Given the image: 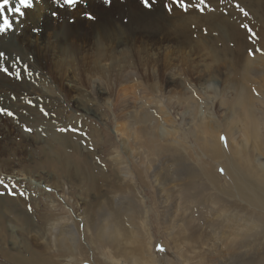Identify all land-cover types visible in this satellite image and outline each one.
Here are the masks:
<instances>
[{
    "label": "rangeland",
    "instance_id": "1",
    "mask_svg": "<svg viewBox=\"0 0 264 264\" xmlns=\"http://www.w3.org/2000/svg\"><path fill=\"white\" fill-rule=\"evenodd\" d=\"M45 1H48V2L52 1L53 2V0H45ZM90 1H92L96 4H99V5L103 4L102 0H86V4ZM118 1H119V3L121 1L122 5H124V3L128 4V2H129V0H118ZM122 1H123V3H122ZM133 1H134L135 6H137L139 8H141V7L144 8L143 4L141 3V0H133ZM165 2H166V0H158V2L154 4V6H158L157 8L162 7V9L164 10V13H166L167 19L170 18L171 21H173L174 19H176V21H177V20H180V18H188V17L193 16V15L196 16V17L193 16L192 18L190 17L188 20H186L190 24L187 31L183 32L184 28H182L178 32L177 29H176L177 30L176 31L171 26H167L166 27L167 29L166 28L163 29L161 26H159V28L156 29L157 31H153V32H156L155 35L157 37L156 36L155 37L149 36L143 32L139 33V34L137 33V35L135 36V32H134L132 37L127 38L125 34H123V33L120 34V31H121L120 28H117L116 26L112 27L117 32H114L113 34L110 33L109 36H111L112 38L106 39L107 41L105 40L103 42L102 47L104 49L105 48L107 49V52L105 49V52H106L105 54H107L106 56H109V54H111V56H113V57L109 56L105 59V60H107V59L109 60V58H110V60L109 61L107 60L108 62L105 63L106 67H104L105 65L103 62L98 65V66L101 65V67H104V68L110 70V71H108L110 73V74L108 73L109 76L106 75L107 79L106 78L102 79V77H100L101 74H104V73L99 74L100 73L99 71L96 72L97 70L91 69V67L93 66V62L96 63V59H97V55H98L97 48H95V47H83L80 37L76 36L75 32H73V29L75 30V27L78 26L79 23H84V22L87 23V26H88L87 29L94 30V29H96V27L98 28V26L96 25V24H98V22H97L98 20L88 19L89 20L88 21L82 15L83 13H90L91 12L90 10H89L90 12L89 11H87V12L81 11V10L86 11L88 9L87 6H85L86 7L85 8L83 5H78L74 10H69L65 6L63 9L61 8L60 11L57 10L58 15L55 18L53 17V15L51 17V14H53L54 12L50 13L49 14L50 16L48 17V19L50 20V22L52 21L51 24H49L50 29H52V30L49 29L44 35L52 36L53 33L55 32L54 35H57L58 37L60 36L59 38H61V39L63 38V40H64L63 43L58 44V45L53 44V46H52V44L51 45L49 44L47 46V45H45V44H47V42H46L44 45H42L43 47L41 46V48L38 49L37 51L35 50L34 53L29 52V54H27V56H25V54L23 56L22 55L20 56V59L23 60V62H25L27 66L31 65L30 67L32 69L31 68L28 69V67H27V69H28V71L32 72V75L29 76L26 74V76H28L26 78H28L30 80L31 85L33 84L32 86H34L37 89H41L43 91L46 90L45 93L46 92L50 93V94L52 93L51 95H53V97L55 99V102H54L55 106L53 105L52 107H48V110H46L47 105L46 104L41 105L39 107V109L42 108L41 109L42 112L40 110V112H38V116L41 119L44 118L43 119V121H44L46 119L45 113H46V115L48 114L49 117H50V115H53L54 116V122H53V124H50V125L49 124L46 125L44 122H41L42 124L40 123L39 125L27 124L26 127L22 128V127H20V125H18V123L12 121L13 119L9 118L7 120L6 118H2L0 115V119H1L0 120V158H1L0 159L1 160L0 161V167H2V168H0V178L3 179V183H0V200L6 201L11 206H15V208L13 209L15 211V213L14 212L9 213L7 211L5 213V215H1L2 220L0 221V264H108L104 259L108 258L109 256H113V259L118 260L119 257L116 258L117 256H114V254H112L110 251H106L104 249L102 250L100 245H98V243L96 241L94 242L95 239H94L93 235L90 233V231L87 233L83 232V230H84L83 224L80 223V225H78L76 220H74L77 217V219H78L77 221L79 222V218L81 216L79 217L78 215H79V213H81V210L84 209L80 205L81 201H85L86 203L89 204V206H92V210L93 211L97 210V212H98L97 214L100 216L103 215V212H104V214L113 213L112 210L116 211L117 209H121V214L119 216V219H120V222H121V225L123 226V228L125 230H127L129 233L128 244L129 243L133 244L134 240L136 239V243L134 242V244H133L134 248L131 249V245H129L130 249L132 251H135L138 255H141L142 258H143V255H145V254H148V255L150 254V255L154 256V258L151 259V261H152L151 264L152 263L153 264H168V260L170 261L175 257V254L173 253V251H178V253H179L178 254L179 256H177V258H179V263H177L174 259L175 264H181L182 261L184 260L183 257H187L188 255L192 254L193 252L195 253V251H198V249H196V250L192 249L191 244H190L192 242L189 241V244L186 243L185 238L187 236L183 235L184 233H181V232L176 233V234H174L175 237H174V235H172L173 237L169 236V233L171 232V230L168 229L170 227V219L168 220L167 218H165L167 215V204L168 203H169V206L171 207L168 209L170 211L172 209L171 213H173L175 211L174 207L177 206L178 203H179L180 208L183 210L190 207V206L185 207L186 202H183L180 197H183L182 194L185 193L187 188H191V187L198 188V186L200 184V179L198 178L197 173L190 171L189 180L179 181L180 179H183V176H185L186 174L180 171V167L174 171L168 170L169 166L164 164V160L161 157L159 159L160 161L159 160L155 161V163L158 161L157 164H155L153 162V166L155 168L159 167L158 168L159 170H157V172H159V173H157L156 176L159 178L158 181L160 183L162 181V184H163L162 186L159 187L160 191H161L160 192V191H158L159 190L158 186L150 180V174L148 173V178H146L144 175H141L140 173H138V169L142 167L140 162H144V161H146L145 159H150L156 155L155 152H150L153 148H159V147H162L163 145H168L167 143H169L170 141L182 143L184 141V139L186 141H184L181 146H180V144H177V145L182 147L184 144L183 148L185 147L184 149H186L188 153L185 154L184 151H181V152L184 155H186V157L188 156L187 157L188 160H191L193 163L195 161V163H194L195 165H196L197 161L199 160V158H201V161H203V160L207 161L206 156H204V154L202 152H200V148H199L198 144L196 142H194L195 140H193V137L188 134V130H191L192 126L194 127L195 125L198 124L197 118L196 119L194 118V116H193L194 114H192V115L190 114V113H192L191 112L192 110H190V112L186 116H189V119H191L192 123L189 122L188 130H186V128L184 130L182 128L183 113H185L186 111L188 112L189 108H191V105L194 104V105H198V108H197L198 109V111H197L198 115L199 114L202 116L204 115L205 118H209V116H213L215 118V116H216L218 121H220L222 113H224V111L226 110L223 107L218 108L220 105V100L223 99L227 102L228 101L227 98H229V96H231V95L228 94V93H230V90H226L227 93L225 92V95L222 93L221 94L222 96H220L219 93L222 92V90H221V89H223L222 87H224L226 85L225 81L229 80V81L235 82V84L234 83L233 84L237 87L241 83V79H239L240 76L238 78L236 77L234 69L232 67H230V65L225 62L227 59H224L225 61L219 60V61H217V64H216V62L214 64H212L211 61L208 60V57L206 58V56L209 55V50L212 49L211 51H213V48H211V47L212 46L214 47V44H216L215 46L218 45V48L214 47L215 51H217V49H218V51L221 52L220 54L224 58V55H223L224 52H222L220 49L225 48V47L221 43H219L218 41L221 40L220 35L222 36V38H224L223 36H226L230 40L229 35L232 31H227L226 29H224L223 31H221V34H219L218 32H213L214 28L212 29L211 27H208V26H209V22H214V20L212 21V19L211 20L210 19H206V20L203 19L204 17H206V18H208V17L203 16L202 12L196 10L195 7H190L185 12V11L181 10L179 7L173 6L171 13H169L168 11L165 10V7H164ZM198 2H199V0H188L189 4H198ZM210 4H211V0H206L207 7H206V5H200V7L207 9L210 6ZM27 11H31L32 13H36V11H34L32 9L26 10V12ZM91 13H93V12H91ZM175 13H176V16L173 17V15H175ZM177 13L179 14V16ZM190 14H193V15H190ZM76 19H77V22H76ZM53 20H55L56 22ZM215 20L220 22V20L222 21L223 19L217 18ZM64 21L66 23L68 22L65 25H68L69 27L64 25V23H65ZM21 22L23 23V27L26 25L28 26V28H30L29 27L30 25L34 26L29 18H28V20H27V18H25ZM62 24H63V26H62ZM74 24H76V25H74ZM168 25H170V24H168ZM183 25H184V23H183ZM32 26H31V28H33ZM121 26H122V24H121ZM89 27H91V28H89ZM68 28H70V29L68 30ZM242 28H243V25H240L239 26L240 30L235 29L238 33L236 35L235 34L233 35V33H231L233 38H234V39L232 38V41H235V42H231V44L233 46L230 45L229 50L231 49V51H232L231 54L234 52V55L236 57L238 55V51L236 50V46H238L239 43H243L246 45L248 42L251 43V42H253V40H255L253 38L254 33H251L252 35L249 36L251 31L248 29V30H246V33H245L242 30ZM21 29H18V30H15V31L9 33L11 38L18 40L17 34H20ZM65 29H67V30H65ZM118 29H120V30H118ZM64 30H65V32H64ZM60 32H62V33H60ZM70 32H71V34H70ZM166 32L167 33L169 32V34H167ZM254 32H256V31H254ZM31 33L34 36L42 35V33H39V32H34L35 33L34 34L33 30L31 31ZM72 33H74L73 34L74 36L72 35ZM117 33H119V34H117ZM121 35H122V37H121ZM124 35L126 38L124 37ZM180 35H181V37H180ZM14 36H16V38ZM174 36H176L177 38H175ZM188 36H189V38H187ZM213 36L215 39L213 38ZM68 37H70V38H68ZM72 38L73 39L76 38L75 41ZM77 38L80 39V41ZM262 38L263 37H260L261 40H262ZM187 39L190 40V43H189V41H186ZM216 39H217V41H214ZM9 40H10V38H9ZM109 40H111V41H109ZM118 40H119V42H118ZM194 41H195V43H194ZM199 41L200 42L202 41L201 42L202 44ZM70 42H71V44H70ZM197 42H198V44H197ZM68 43H69V45H67ZM179 44H181L182 46H186V44H187L188 47H194V46H196V47H194L193 48L194 50H191L190 53H188V54H187V52L189 51V49L182 50L181 53L179 52L178 54H176L175 53L176 51L174 52V49L171 46H175V45H179ZM192 44H194V45H192ZM195 44H197V45H195ZM54 45H56L57 47ZM59 45L60 46L62 45V47H60ZM64 45H66V46H64ZM158 45H160V46H158ZM166 45H168V46H166ZM209 45H211V47ZM50 46H51V48H50ZM154 46H156V47H154ZM153 47L155 49L158 48V50L157 49L155 50ZM161 47L164 48V50H162ZM197 48H199V50H197ZM207 48L209 49L208 52H206ZM67 49L69 51H67ZM136 50L139 52H137ZM252 50L249 49L245 53L243 52V54H244L243 56L244 57H246L248 55L255 56L256 54H258L257 52H255L254 50H253L254 51L253 52ZM60 51H61V53H59ZM40 52H41V54H40ZM128 52H129V54H128ZM167 52H169V53H167ZM194 52H196V53H194ZM8 53L12 55V54H15V51H14V53L12 51H8ZM127 54H128V56H127ZM153 54H155V55H153ZM166 54H168L169 57H168V55L164 56ZM184 54H186V55H184ZM160 55L164 56V58L162 56L160 57ZM155 56L157 58L160 57L161 60H160V58L158 60L157 58H155ZM172 56L174 58H176V60H171V59H174ZM183 56L184 57L190 56V58L188 59L190 61L186 63L187 69H184V70L180 66V62H177V59L182 58ZM64 58H66L65 59L66 62H68L69 60H71V62L68 64H65L66 62H65ZM194 58L196 61H198L199 64L194 60ZM56 59H57V61H56ZM82 59H83L84 63H83ZM121 59H122V61H121ZM126 59L130 60V67L131 68L130 67L128 68L129 71H126L127 74L125 72V73H122L123 74L122 75L119 70L120 69L123 70L125 68L126 64H124L125 63L124 61ZM156 59L158 61H156ZM164 59H168L169 61L167 60V62H171L170 63V65H171L170 69L171 70H167V68H169L170 65L168 66V64H169L168 63V64H166L167 65L166 66L165 63H167V62ZM111 60H114L117 63L115 64V62H112ZM140 60H141V64L139 62ZM162 60H164V61H162ZM192 61H193L194 65H193ZM131 62L133 63L134 67L137 66L135 69L132 66ZM154 62H156V63H154ZM160 62H163V63L160 64ZM190 62L192 63L191 65H190ZM234 62L236 64L237 60H234ZM59 63L60 64L62 63L64 66L60 65ZM134 63L136 64V66ZM86 64L88 65V67ZM157 64H159V65H157ZM203 64L212 66L213 69L211 68V70L208 71L209 73H211V74H209V76L203 77L205 75V73L203 71V69L205 70V68H203V66L205 67V65H203ZM238 64L240 66L241 63L238 61ZM68 65L70 68H68ZM108 65H110V66H108ZM117 65H119V67H117ZM148 65H149L150 69L147 68ZM182 65H185V64H182ZM192 65L194 67H192ZM120 66H121V68H120ZM64 67H65V69H64ZM122 67H123V69H122ZM141 67H143V68H141ZM184 67L185 66H183V68ZM71 68H72V71H71ZM164 68H166L165 69L166 73H165ZM112 69H113V71H112ZM186 70L188 71L189 75H187L188 73H186ZM63 71H65V72H63ZM90 71H92V72H90ZM171 72L173 74H171ZM180 72H183V73L180 74ZM194 72H195V74H194ZM111 73L113 75H111ZM117 73L120 75L119 79H122V80H120V82L122 81L123 84H121L119 82V79L117 80V78H118ZM129 73H132V74L136 73L137 76H136V74H134L135 76L133 75V76H131V78H130V76H128L129 77L128 78L127 75ZM184 73H186L185 76H184ZM89 74H91V75H89ZM159 74H160V76H158ZM182 74H183V76H182ZM92 75L94 77H92ZM98 75H100V76H98ZM139 75H140V77H139ZM198 75H201V76H198ZM211 75H212V77H211ZM121 76H122V78H120ZM188 76H190V77H188ZM97 77H99L100 79L99 78L97 79ZM125 77H126V80H128V82L125 81ZM139 78H141V80H139ZM170 78H171V80H170ZM204 78H205V80H208L205 84L203 82ZM68 79H71V80H68ZM224 79H225V81H224ZM105 80H107V82ZM196 80L197 81L199 80L197 82L198 85L196 83ZM140 81L141 82L143 81V82H142V84L138 85V83ZM175 81H177V83ZM110 82L112 83V85ZM145 82H146V84H145ZM34 83H35V85H34ZM67 83H69V85ZM179 83L181 84L182 88H181ZM108 84L110 85L111 88L109 87ZM120 84L122 85V87L120 86ZM39 85H41V87ZM67 85H68V88H67ZM117 85H118V87H116ZM143 85L145 86V88H143L144 87ZM194 85H196V86H194ZM72 86L74 89L72 88ZM124 87H127V88H124ZM151 87H153V88H151ZM225 87H228V85ZM122 88H124L125 92L122 91L123 90ZM175 88H180L181 92H179L180 91L179 89L176 90ZM111 89H113V90H111ZM119 89L120 90L122 89V90L120 91ZM212 89H213V91H212ZM226 89H228V88H226ZM170 90H171V92H170ZM102 91L103 92L107 91V92H104L103 94H101V93L99 94V92H102ZM121 92H123V93H121ZM182 92H183V94H181ZM211 92H214V93L217 92L215 94L216 96L214 95V93H211ZM146 93H147V95H146ZM72 94H73V97L78 96L80 101L83 102V104L86 105L89 110H91V112L89 111L90 112L89 114H85L84 111L81 109H75V107H74L75 103H73V97H71ZM18 95H16L17 98L19 97ZM125 96H127V97H125ZM225 96H228V97H225ZM152 97H154L155 99L153 98V100H152L151 99ZM121 98H123V99L121 100ZM210 98H211V100H210ZM118 99L120 102L118 101ZM150 99H151V101H149ZM123 101H124V103H123ZM147 102L149 105H146ZM217 103H218V105H217ZM120 104L122 106H120ZM158 106H160V107L162 106L166 110L165 113L161 116L162 118L160 117L161 119L160 118H159V120L155 119L159 123L157 121H154V119H153V118L158 117L157 115H155V114H157L156 111L160 108ZM216 107H217V109H216ZM57 108L59 109V111L57 110L59 113L57 111H55ZM212 109H216L215 110L216 112L212 111ZM16 113L17 114L15 117L17 119L20 118V115L22 113L21 112H16ZM145 113H147L148 115H150L149 117H151V118L146 119L145 124L147 123V125H143L142 123L139 122V119ZM197 114H196V117H197ZM132 117H133V119H132ZM55 118H56V120H55ZM134 118H135V120H134ZM216 118H215V120H217ZM173 120H175V122ZM5 121H7V122L5 123ZM70 121H71V123H70ZM62 122H64V124ZM168 122H170V123H168ZM173 123H174V125H172ZM54 125L58 126L57 130L59 132L55 136L63 137V139L65 140V143L69 147L68 149H66V152H68V154L65 155L64 159H69L68 162L70 165H72L71 169H76L77 171L79 169V171H80L81 166L83 164L82 162H84L83 170H81V173L79 175H76L77 178H74V179H72L67 174L64 175V173H62V175H61V172L59 171V169H56L52 165V162L35 163V165H34L35 170L34 171H39L35 175L39 176L42 174L41 177H43L44 176V174L42 173L43 171L50 173L52 177H50L47 180H46V177H43V178H45V180H42V181H44L45 185L46 184L52 185V183H53V186L55 185L54 183L58 182L59 184L55 185V186L59 185V186H57V189H59V191H57V192L55 191V188L50 189V187L42 190V186L39 188L35 185V183H36L35 180H38V178H30V177H27L26 175H21V173L18 172V170H20L22 168V165L24 163H27V161H29V159L26 158L27 155L31 154L30 155L31 157H34L35 155L37 157L41 156L42 151L37 149L39 146L36 144V142L40 143V138L42 141L41 143H43L46 138L54 141V138H56V137L51 135V132L50 133L48 132V131H50L51 127H55ZM138 125H140V126H138ZM158 126H160L162 128L160 129V127H158ZM143 128H145L147 130H145ZM61 129H63L64 131H61ZM117 129L120 130V132ZM33 130H34V132H32ZM72 130H76V131H72ZM168 130L171 131V134H169L170 137L168 135H167V137H161L160 136V133H164V134L166 133L167 134L168 132H170ZM172 131H173V133H172ZM36 132H38V133H36ZM99 132H101V133H99ZM31 133H33V135ZM120 133H121V135H120ZM45 134H47L48 136ZM24 135H25V137H24ZM30 135H32V137ZM175 135H177V136H175ZM174 136H175V138H173ZM31 138H32V140H31ZM34 138H37V139L35 140ZM181 139H182V142L180 141ZM221 142L223 145V139L222 138H221ZM33 145H37V146L32 148ZM27 151L29 152V154ZM131 153H135L136 157L134 156V154L131 155ZM147 153H148V156H147ZM137 154H139V155H137ZM197 155H198V157H197ZM84 157H86V159ZM144 157H145V159H144ZM3 158H4V160H3ZM84 159L85 160L88 159V160L85 161ZM142 159H144V160L141 161ZM161 159H162V161H161ZM48 163H50V164H48ZM209 163H214V162L208 161V164ZM260 163H262V165L264 166L263 160ZM46 164H48V165H46ZM13 165H15V166H13ZM12 167L15 170L14 172H12L13 178L8 179V178H6V176H5L6 174L4 172L6 169L10 170ZM223 169H224L223 167L218 166L217 169L215 170V173L217 174L218 177H220V178L225 177V180L228 181L227 176H225ZM89 170L93 174V178L96 181L93 186H89V183H90L89 178L87 179V182L85 181V179L82 178L83 175L85 173H87ZM162 172L163 173L165 172V174L169 172L170 177L176 182V185H177L176 190H175V188L170 189L169 187H167V186H169L168 185L169 183L167 182L168 176L166 177L167 179L165 178L166 180L164 179V181L166 182L165 183L160 176V173H162ZM129 174H131L130 179H135L134 182L130 181ZM139 174L141 175L140 177H139ZM21 177H23L22 179L24 180L23 184L19 183V181H18L19 179H21ZM193 177H196L197 184H194L192 182ZM80 178H82L83 180ZM53 179L56 181H54ZM76 179H78L79 182ZM70 180H72V182ZM73 180H75V181L73 182ZM80 182H82V183L79 184ZM84 183H86V184H84ZM221 183H224V182H221ZM5 184L8 185V188L4 187ZM90 185H92V183H90ZM170 187H171V185H170ZM9 189L11 190V193H9ZM130 189H132V190H130ZM98 190L102 192V197L96 196ZM128 190L130 192H128ZM179 190H182L181 196H180V194H178ZM53 191H55V192H53ZM176 191H177V193H176ZM21 193H23V195H21ZM159 193H162V194H159ZM173 194L177 197L176 199H178V202H176L177 201L176 199L172 198L174 196ZM86 195H89V196H86ZM206 195H208V194H206ZM87 197H88V199H87ZM89 199L90 200L92 199V201H90ZM140 200H143V203H144L143 207L146 210V215H145L146 219H147L146 225H143L142 220L140 218L141 212H144L142 209ZM115 203L118 205H116ZM173 205H175V206H173ZM76 206H78L77 207L78 211H76ZM104 208H105V210H104ZM190 208L191 209H187V210H190L192 212V218H193L194 223L196 225H198L201 229H203V228L205 229L207 226L206 222H205L206 211L198 213L197 212L198 209L193 205ZM21 210H22V212H21ZM20 213L22 215H24V217L28 220L29 224H32L31 226L34 228V231H37L36 233H30L26 229L23 231V228L21 230L20 223L17 221V219L15 220V218L19 217ZM131 215L134 218L133 224L131 222L129 223L127 221V216H131ZM64 216L68 219V223L71 224L75 228L74 232L75 233L78 232V234L80 233V235H81V237H79V235L76 234L77 235L76 236V242L77 243H76V250H75L76 252L74 254V251H71L72 253L70 252L71 254L69 256L67 254V252H69V251H62L63 250L62 248H59V247L57 248L58 244H51L50 236L47 232V229L50 227V225H46L47 223L49 224V222L58 223L56 221H61V219H63ZM145 216H143V217H145ZM220 218H221L220 220H224V217H220ZM114 220H112V221L114 222ZM148 221H149V223H148ZM110 224H111V221H110ZM187 230H188V232H186V233L188 235H192L193 240L195 238H200V234H201L200 229H197L196 226L189 227V229H186V231ZM195 230H197V231H195ZM184 236H186V237H184ZM177 237H178V239H176ZM171 238L174 240V242ZM192 238H191V240H192ZM70 242L71 241L66 240V247H68V244L70 245ZM161 249H163V251H161ZM195 255H196V253H195ZM70 256L74 259L71 258L72 260L68 261L67 259H68V257L70 258ZM104 261H105V263H104Z\"/></svg>",
    "mask_w": 264,
    "mask_h": 264
},
{
    "label": "bare ground",
    "instance_id": "2",
    "mask_svg": "<svg viewBox=\"0 0 264 264\" xmlns=\"http://www.w3.org/2000/svg\"><path fill=\"white\" fill-rule=\"evenodd\" d=\"M117 1L112 0L111 6H106L104 3L99 5V4H96L92 1L88 2L86 4L88 9L86 11H83V10H81V11L87 12L90 10L91 12H93V13H91L89 11L90 14L95 17V20H98L97 21L98 24H96L98 26V28L96 27V29H94V30L87 29L88 26H87V23H85V22L79 23L78 26H76V27L74 26L76 31L72 28L73 32H75L76 36L80 37L83 47H95V48H97L98 55H97L96 63L93 62V66L91 67V69L97 70L96 72L99 71L100 72L99 74L104 73V74H101V76L98 75V76L102 77V79L106 78V75H108V73H109L108 71H110V70L104 68V67H106L105 63L108 62L110 60V58H109V60L107 59L108 61L105 59L109 56L113 57V56H111V54H109V56H106L107 54H105V53L107 52V49L105 48L106 49V52H105V49L102 47L103 42L106 39L112 38L111 36H109V34L110 33L113 34L114 32H117L112 27L116 26L117 28H120L121 29L120 34H122V33L125 34L127 38L132 37L134 32H135V36L137 35V33L139 34V33L143 32L149 36L155 37L156 32H153V31H157L156 29L159 28V26H161L163 29H165L167 26H171V27H173L174 30L177 29L178 32L182 28H184L183 32L187 31L190 24L186 20H188L190 17L192 18L194 16L193 14H190L193 16H190L188 18H180L179 17L180 20L176 21V19H174L173 21H171L170 18L167 19L166 13H164V10L162 9V7L157 8L158 6H154V4L152 5L153 7L151 8V10H148L145 7L139 8V7L135 6L133 0H129L128 4L124 3V5L121 4V1H120V3H119V1L118 2ZM122 3H123V1H122ZM32 10L36 11V13H32L31 11H27L26 12V18H27V20L29 18L34 26L30 25L29 26L30 28H28V26L26 25L23 27L22 22H20V24L16 25V30L21 29L23 27L21 29L20 34H17L18 40L11 38L10 34L0 35V52H3L5 54V60L3 61V63L7 66V65H10V63H12V62L17 61V59H18L19 60L18 67H20V69H21L20 78H17L15 76V74L12 73L11 68H9V74H4V73L0 72V110H3V111H0V115L2 118H6L7 120L9 118L13 119L12 121L18 123V125H20V127H22V128L26 127L27 124L39 125L41 122H44L46 125L53 124V122H54V116L53 115H50V117H49L48 114L46 115V113H45L46 119L43 121L44 118L43 119L39 118L38 112H40V110L42 109V108L39 109V107L43 104L47 105L46 110H48V107H52L54 105L55 99H54L53 95H51L52 93L51 94L47 93V92L45 93V91H46L45 89H44L45 91H43L41 89H37L34 86H32L33 84L31 85L30 80L28 78H26L28 76H26V72H25V68L28 67V69H30L31 65L29 64L30 66H27L26 63L20 59V56L21 55L23 56L24 54H25V56H27V54H29V52L34 53L35 50L37 51L38 49H40L41 46L44 45L46 42H47V44H45V45L48 46L49 44L50 45L52 44V46H53V44L58 45V44L63 43V41H64L63 38L62 39L59 38L60 36L58 37L57 35H54L55 32L53 33V35L50 33L52 36L44 35L50 29L49 24H51V22H52V21L50 22V20L48 19V17L50 16L49 14L53 13V12L57 13V10L58 11L61 10V7L58 4H55L52 1L48 2L45 0H34V8ZM202 14H203V16L208 17V18L204 17L203 19H205V20L206 19H210V20L212 19V21L214 20V22H209V26H208V27H211L212 29L214 28L213 32H218L219 34H221V31L226 29L227 31H232L231 33H233V35L234 34L236 35V34H238L236 30H240L239 26L243 25L242 30L245 33H246V30H248V29L251 31L249 36L252 35L251 33H254L253 38L255 40H253V42H251V43L248 42L246 45L243 43H239V45L236 46V50L238 51L237 57L234 55V52L231 54V52H232L231 49L229 50V46L232 45L231 42H235V41H232L233 36L231 33L229 35L230 40L228 37L223 36L225 38L224 39L220 35L221 40L218 41L219 43H221L225 47V48L220 49L222 52H224V54H223L224 58L220 54L221 52L218 51V49H217V51H215V49H214V47L218 48V45L215 46L216 44H214V47L213 46L211 47V45H209L211 48H213V51H211L212 49L211 50H209L208 48L206 49L207 50L206 52H208V50H209V55H207L206 58L208 57V60L211 61L212 64H214L215 62L217 64V61L227 59L226 61L225 60L224 61L227 64H229L230 67H232L234 69L235 75L237 78L240 76L239 79H241V83L236 87L234 85L235 82H232L229 80L225 81V79H224V81L226 83L225 86L228 85V87H225V86H224L225 88L222 87L223 88V89H221L222 92H220L219 95L222 96L221 95L222 93L225 95L226 90H230V93H228V94H230L231 96H229V98H227V100H228L227 102L220 98L221 100H220V105L218 108L223 107L224 109H226L224 111V113H222L220 121H218L216 116H215V118L217 120H215V118L213 116H209V118H205L204 115L203 116L200 114L198 115L197 114L198 105H194V104L191 105V108H189L188 112L186 111L187 113L186 112L183 113L182 128L184 130H185V128H186V130H188L189 122H191V119H189V116H186L190 112V110H192L191 111L192 113H190V114L191 115L194 114L193 115L194 118L195 119L197 118L198 124L195 125L194 127L192 126V129L188 130V134L190 136H192L193 140H195L194 142H196L198 144V146L200 148V152H202L204 154V156H206L207 161H205V160L201 161V158H199V160L197 161V163L195 165L194 164L195 161L193 163L191 160H188L187 159L188 156L186 157V155H184L181 152V151H184L185 154L188 153L187 150L184 149L185 147L183 148L184 144L182 147H180L182 145V143L186 140L184 139V141L182 142V139H181L180 141L182 143L170 141L169 143H167L168 145H163L162 147H159V148H153L150 152H155L156 155L150 159H145V157H144V159L146 161L140 162L142 167L138 169V173H140L141 175H144L146 178H148V173H149L150 174V180L158 186L159 190L158 189L157 190L160 191L159 187L162 186L163 184H162L161 180H160L161 183L158 181L159 178L156 176V174L159 173V172H157V170H159L158 169L159 167L155 168L153 166V162L155 163L156 160H159L162 157L164 160V164L169 166V167L167 166L168 170L174 171L180 167V171L186 174L185 176L182 175L183 179H180L179 181L189 180L190 171L196 172L198 175V178L200 179V184H199L198 188H195V187L187 188L185 193L182 194L183 197H180L182 190H179L178 194H180L179 197L182 199V201L186 202L185 207H187V206L192 207V205H193L198 209V211H197L198 213L206 211L205 222H206L207 226L205 229L204 228L201 229L198 225H196L194 223L193 218H192V212L190 210H187V209H191L190 207L183 210L180 208L179 203H178L177 206L173 205V206H175L174 207L175 211L173 210L174 212L171 213L172 209L170 211L168 208H171V207L169 206V203L167 204V215L165 218H167L168 220L170 219V227L168 229H170L171 232L169 233V236H172V235L179 233V232L184 233L183 235L187 236V237L184 236V237H186L185 238L186 243L189 244V241H190V242H192V243H190L192 249L193 250L198 249V251H195L196 255L193 252L190 255L187 254L188 255L187 257H183L184 260L182 261L181 264H264V166L262 165V163H260V162H262V160L264 161V0H211L210 6L207 9H204ZM175 16H176V13H175V15H173V17H175ZM178 16H179V14H178ZM51 17H52V14H51ZM194 17H196V16H194ZM217 18L223 19V20L222 21L220 20V22H218L215 20ZM53 21H55V20H53ZM76 22H77V19H76ZM67 23L65 22L64 25ZM183 23H184V25H183ZM121 24H122V26H121ZM168 24H170V25H168ZM74 25H76V24H74ZM31 26L33 28H31ZM62 26H63V24H62ZM65 26H68V25H65ZM34 28L39 29L38 32L42 33V35L34 36L31 33V31ZM89 28H91V27H89ZM69 29L70 28H68V30ZM120 29H118V30H120ZM50 30H52V29H50ZM65 30H67V29H65ZM65 30H64V32H65ZM254 31H256V32H254ZM60 33H62V32H60ZM70 34H71V32H70ZM73 34L74 33H72V35ZM117 34H119V33H117ZM167 34H169V32ZM125 35H124V37H125ZM14 37L16 38V36H14ZM121 37H122V35H121ZM174 37L177 38L176 36H174ZM180 37H181V35H180ZM260 37H263L262 40L260 39ZM9 38H10V40H9ZM68 38H70V37H68ZM187 38H189V36ZM213 38H214V36H213ZM75 39H73V40L75 41ZM80 39H78V40L80 41ZM109 41H111V40H109ZM186 41H189V43H190V40L187 39ZM214 41H217V39ZM118 42H119V40H118ZM194 43H195V41H194ZM70 44H71V42H70ZM181 44L171 46L174 49V52L176 51L175 52L176 54H178L179 52L181 53L182 50L189 49L188 52L186 51L188 54V53H190L191 50H194L193 49L194 47H196V46L188 47L187 44H186V46H187L186 47V46H182ZM197 44H198V42H197ZM197 44H195V45H197ZM56 45H54V46H56ZM67 45H69V43ZM192 45H194V44H192ZM64 46H66V45H64ZM158 46H160V45H158ZM166 46H168V45H166ZM60 47H62V45ZM154 47H156V46H154ZM50 48H51V46H50ZM156 49L158 50V48H156ZM249 49H251V50L253 49L258 54H256L255 56L248 55V56L244 57L243 52L245 53ZM13 50L15 51V54L11 55L8 53V51H12L14 53ZM162 50H164V48H162ZM197 50H199V48H197ZM67 51H69V50L67 49ZM137 52H139V51H137ZM59 53H61V51ZM167 53H169V52H167ZM194 53H196V52H194ZM40 54H41V52H40ZM128 54H129V52H128ZM128 54H127V56H128ZM153 55H155V54H153ZM167 55L168 54H166L164 56H167ZM184 55H186V54H184ZM161 56L162 55H160V57ZM164 56H162V57L164 58ZM168 57H169V55H168ZM155 58H157V57L155 56ZM159 58H157V59L159 60ZM189 58H190V56H188V57L183 56L182 58L177 59V62H180V66L182 67L183 70L187 69L186 63L190 61V60H188ZM65 59L66 58H64V60ZM157 59H156V61H158ZM160 60H161V58H160ZM164 60H166V62H167L168 59H164ZM164 60H162V61H164ZM171 60H176V58L171 59ZM194 60H195V58H194ZM234 60H237L236 64H235ZM56 61H57V59H56ZM82 61H83V59H82ZM111 61L115 62L114 60H111ZM121 61H122V59H121ZM193 61H192V63H193ZM238 61L241 63L240 66L238 64ZM65 62H66V60H65ZM70 62H71V60H69L65 64H68ZM102 62L104 63L105 66L104 67H101V65L98 66ZM124 62H125L124 64H126V66L124 69H123L124 66L122 67L123 70H121V69L119 70L121 72V74L125 73L126 71H129L128 68L130 67V60L126 59ZM139 62L141 64V60ZM196 62L198 63V61H196ZM83 63H84V61H83ZM116 63L117 62H115V64ZM154 63H156V62H154ZM161 63H163V62H160V64ZM170 63L171 62H167V63H165V65L168 64V66H169ZM192 63L190 62V65ZM182 64H185V65H182ZM60 65H63V64L61 63ZM157 65H159V64H157ZM193 65H194V63H193ZM193 65H192V67H194ZM203 65H205V64H203ZM108 66H110V65H108ZM132 66H133V63H132ZM135 66H136V64H135ZM183 66H185L186 68L185 67L183 68ZM87 67H88V65H87ZM117 67H119V65H117ZM136 67H134V69ZM68 68H70L69 65H68ZM120 68H121V66H120ZM141 68H143V67H141ZM147 68H149V65ZM166 68H164V70ZM170 68H171V65L169 66V68H167V70H171ZM203 68H205V70L203 69V71L205 73V75L203 74L204 75L203 77L209 76V74H211V73H209L208 71L211 70L212 66L205 65V67L203 66ZM64 69H65V67H64ZM71 71H72V68H71ZM112 71H113V69H112ZM63 72H65V71H63ZM90 72H92V71H90ZM165 73H166V70H165ZM181 73H183V72H180V74ZM186 73H188L187 70H186ZM186 73H184V76ZM126 74H127V72H126ZM134 74H136V73H134ZM134 74L129 73L127 75V77L130 76V78H131V76H133ZM171 74H173V73L171 72ZM194 74H195V72H194ZM89 75H91V74H89ZM111 75H113V74L111 73ZM117 75H118V78H117V80H118L120 75L118 73H117ZM187 75H189V73ZM136 76H137V74H136ZM158 76H160V74ZM182 76H183V74H182ZM198 76H201V75H198ZM92 77H94V76L92 75ZM139 77H140V75H139ZM188 77H190V76H188ZM211 77H212V75H211ZM98 78L99 77H97V79ZM120 78H122V76ZM68 80H71V79H68ZM120 80H122V79H119V82H120ZM139 80H141V78H139ZM170 80H171V78H170ZM105 81L107 82V80H105ZM125 81L128 82V80H126V77H125ZM198 81L196 80V83ZM207 81L208 80H205V78H204V80H203L204 84ZM142 82L140 81L138 83V85L142 84ZM175 82L177 83V81H175ZM120 83L123 84L122 81ZM67 84L69 85V83H67ZM121 84H120V86L122 87ZM145 84H146V82H145ZM34 85H35V83H34ZM68 85H67V88H68ZM111 85H112V83H111ZM197 85H198V83H197ZM39 86L41 87V85H39ZM180 86H181V84H180ZM194 86H196V85H194ZM109 87H110V85H109ZM116 87H118V85ZM72 88H73V86H72ZM124 88H127V87H124ZM124 88H122L123 90L122 89L121 90L124 91ZM143 88H145V86ZM151 88H153V87H151ZM181 88H182V86H181ZM226 88H228V89H226ZM175 89L180 90V88H175ZM213 89H212V91H213ZM111 90H113V89H111ZM104 92H107V91H104ZM104 92L103 91L99 92V94L100 93L103 94ZM170 92H171V90H170ZM179 92H181V90ZM183 92L181 94H183ZM121 93H123V92H121ZM211 93H214V92H211ZM216 93H214V95ZM73 94L71 97H73ZM16 95H18L19 97L17 98ZM146 95H147V93H146ZM125 97H127V96H125ZM225 97H228V96H225ZM153 98L154 97H152L151 99L153 100ZM122 99L123 98H121V100ZM151 99L149 101H151ZM210 100H211V98H210ZM118 101H119V99H118ZM124 101H123V103H124ZM73 103H75V105L73 104L75 109H81L84 111L85 114H89L91 112V110H89L88 107L86 105H84L83 102L80 101L78 96L73 97ZM146 105H149L148 102L146 103ZM217 105H218V103H217ZM120 106H122V105L120 104ZM158 107H160V106H158ZM216 109H217V107H216ZM216 109H212V111H215ZM57 110L59 111L58 108L55 111H57ZM8 111H10V112L7 113ZM165 111L166 110L164 109V107L161 106L156 111L157 114H155V115H157L158 117L153 118L154 121L159 120V118L165 113ZM16 112L22 113L20 115V118H18V119L15 117L17 114ZM41 112H42V110H41ZM12 113H13V115H12ZM196 114H197V117H196ZM149 116L150 115L145 113L143 116H141V118L139 119V122L142 123L143 125H147V123L145 124V121H146V119L151 118ZM132 119H133V117H132ZM155 119H157V120H155ZM55 120H56V118H55ZM134 120H135V118H134ZM173 121L175 122V120H173ZM6 122L7 121H5V123ZM62 123L64 124V122H62ZM70 123H71V121H70ZM168 123H170V122H168ZM172 125H174V123ZM54 126L55 127H51L50 131H48L49 133L51 132V135H53V136H55L59 133L57 130L58 126H56V125H54ZM138 126H140V125H138ZM158 127H160V126H158ZM161 128L162 127H160V129ZM143 129H145V128H143ZM145 130H147V129H145ZM118 131L120 132V130H118ZM168 131H170V130H168ZM32 132H34V130ZM36 133H38V132H36ZM99 133H101V132H99ZM172 133H173V131H172ZM31 134L33 135V133H31ZM169 134H171V131L168 132L167 134L166 133L165 134L160 133V136L161 137H167V135H168L170 137ZM32 135H30V136L32 137ZM45 135H47V134H45ZM120 135H121V133H120ZM175 136H177V135H175ZM175 136L173 138H175ZM24 137H25V135H24ZM55 137L56 138H54V141L46 138L43 143H41L42 141L40 138V143L36 142V144L39 146L37 149L42 151L41 156L37 157L35 155L34 157H31L30 156L31 154L27 155L26 158L29 159V161H27V163H24L22 165V168L20 170H18V172H20L21 175H26L27 177H30V178H38V180H35V182H36L35 185L39 188L42 186V190L50 187V189L55 188V191L57 192V191H59V189H57V186H59V185H57V186H55V185L59 184L58 182L54 183L55 185L53 186V183H52V185H48V184L45 185L44 181H42V180H45V178H43V177H46V180L49 179L50 177H52L50 173H48L46 171H43V172L41 171L44 174L43 177H41L42 174L39 176L35 175L36 173L39 172V171H34L35 170L34 169L35 163L52 162V165L56 169H59V171L61 172V175H62V173H64V175L67 174L72 179H74V178H77L76 175H79L81 173V170H83L84 162H82L83 164L81 166L80 171H79V169H78V171L76 169H71L72 165L69 164V162H68L69 159H64L65 155L68 154V152H66V149H68L69 147L65 143V140L63 139V137H59V136H55ZM222 137L224 138L223 139V145L221 142ZM34 139L36 140L37 138H34ZM31 140H32V138H31ZM177 144H180V146H178ZM37 145H33L32 148H34ZM148 153H147V156H148ZM28 154H29V152H28ZM132 154H134V156H135V153H131V155ZM137 155H139V154H137ZM197 157H198V155H197ZM84 158L86 159V157H84ZM144 159H142L141 161H143ZM3 160H4V158H3ZM87 160H85V161H87ZM161 161H162V159H161ZM208 161L214 162V163L208 164ZM157 162L155 164H157ZM48 164H50V163H48ZM48 164H46V165H48ZM13 166H15V165H13ZM218 166H221L224 168L223 171L225 173V176H227L228 181L225 180V177L220 178L217 176V174L215 173V170L217 169ZM0 168H2V167H0ZM14 171L15 170L13 167L10 170L6 169L4 172L6 174L5 175L6 178H8V179L13 178L12 172H14ZM140 174H139V177L141 176ZM130 175L131 174H129V179H130ZM160 176H161L163 181L168 176L167 182L169 184L168 183L167 184L169 186H167V187H169L170 189H172V188H175V190L177 189L176 188V186H177L176 182L170 177L169 172L166 174H165V172L164 173L162 172V173H160ZM22 178L23 177H21V179H19L18 181H19V183L23 184L24 180ZM82 178L85 179L86 182H87V179L89 178L90 183H92V185H90V183L88 182L89 186H93L94 183L96 182L95 179L93 178V174L91 173L90 170L87 173H85ZM82 178H80V179H82ZM76 180H78V179H76ZM134 180L135 179H130L131 182H134ZM54 181H56V180H54ZM70 181L72 182V180H70ZM74 181L75 180H73V182ZM78 182H79V180H78ZM192 182L194 184H197L196 177H193ZM221 182H224V183H221ZM81 183L82 182H80L79 184H81ZM84 184H86V183H84ZM170 185H171V187H170ZM130 190H132V189H130ZM55 191H53V192H55ZM128 192H130V191L128 190ZM176 193H177V191H176ZM159 194H162V193H159ZM206 194H208V195H206ZM86 196H89V195H86ZM96 196L102 197V192L98 190ZM174 196L172 198L176 199L177 197L176 196L174 197ZM87 199H88V197H87ZM176 200H177L176 202H178V199H176ZM90 201H92V199ZM140 203H141L142 209L144 211V212L140 211L141 212L140 218L142 220L143 225H146L147 224V222H146L147 219L145 216L146 210L143 207V205H144L143 200H140ZM80 205H81V207L84 208L81 210V213H79V215H78L79 217L80 216L81 217L79 218V222L77 221L78 220L77 217L74 220H76L78 225H80V223L83 224V229H84L83 232L87 233L90 231V233L93 235V237L95 239L94 242L96 241L98 243V245H100L102 250L104 249L106 251H110L112 254H114V256H117L116 258L119 257L118 260L113 259V256H109L108 258L104 259L108 264H151V262H152L151 259H153L154 256H152L150 254L149 255L145 254V255H143V258H142L141 255H138L135 251L131 250L134 248L133 244H134V242L136 243V239L134 240L133 244L132 243L128 244L129 233L127 230H125L123 228V226L121 225L120 219H119V216L121 214V209H117L116 211L112 210L113 213L104 214V212H103V215L100 216L97 214L98 213L97 210L93 211L92 206H89V204L86 203L85 201H81ZM116 205H118V204H116ZM77 207L78 206H76V211H78ZM14 208H15V206H11L6 201L0 200V221L2 220L1 215H5V213L7 211L9 213H13V212L15 213V211L13 210ZM104 210H105V208H104ZM21 212H22V210H21ZM143 216H145V217H143ZM220 217H224V220H220L221 219ZM16 219L20 223V225L22 226V227L20 226L21 230L23 228V231L26 229L30 233H36L37 232V231H34V228L31 226L32 224H29L28 220L21 213H20L18 218H15V220ZM112 220H114L115 223ZM110 221H111V224H110ZM127 221L129 223L131 222L133 224L134 218L132 217V215L127 216ZM56 222H58V223L49 222V224L48 223L46 224V225H50V227L47 229V232L50 236L51 244H58L57 248L58 247L62 248L63 249L62 251H69V252H67L68 256L72 253L71 251H74V254H75L76 243H77L76 242V236H77L76 234H78V232L77 233L74 232L75 228L71 224L68 223V219L65 216L63 217V219H61V221H56ZM148 223H149V221H148ZM193 226H196L197 229H200V233H201L200 238H195L194 240L192 238L193 237L192 235H188L186 233V232H188V230L186 231V229H189V227H193ZM195 231H197V230H195ZM78 235H79V237H81L80 233ZM174 237H175V235H174ZM191 238H192V240H191ZM176 239H178V237ZM66 240L71 241L70 245L68 244V247H66ZM173 242H174V240H173ZM129 245H131V249H130ZM173 253L175 254V257L170 261L168 260V264H175L174 259L177 263H179V258H177V256H179L178 251H173ZM71 258L72 257L70 256V258L68 257L67 260L70 261V260L74 259V258H72V259ZM105 261H104V263H105Z\"/></svg>",
    "mask_w": 264,
    "mask_h": 264
},
{
    "label": "snow or ice",
    "instance_id": "3",
    "mask_svg": "<svg viewBox=\"0 0 264 264\" xmlns=\"http://www.w3.org/2000/svg\"><path fill=\"white\" fill-rule=\"evenodd\" d=\"M55 4H58L62 9L66 6L69 10H74L78 5H86V0H53ZM106 6H111L112 0H102ZM158 0H141L143 6L151 10L152 5L157 3ZM200 5H206V0H199L198 4H189L188 0H166L165 10L171 13L172 7H179L183 11H187L190 7H195L196 10L203 12L204 8H201ZM207 7V5H206ZM34 8V0H0V35H6L16 30V25L26 18V10H31ZM55 18L58 13H53ZM86 19L94 20L95 17L90 13L82 14ZM39 29H33V32H38ZM5 60V54L0 52V72L4 74H9V68H11L12 73L15 74L17 78H20L21 69L18 67L19 60L10 63V65H5L3 61ZM27 75H32L31 71H28L25 68ZM3 111V110H0ZM8 111L7 113H9ZM6 113V114H7ZM13 115V113H12ZM61 131H64L61 129ZM76 131V130H72ZM222 139H224L222 137ZM0 183H3V179L0 178ZM5 188H8V185H4ZM14 187V186H13ZM9 193L11 190L9 189ZM23 195V193H21ZM163 251V249H161Z\"/></svg>",
    "mask_w": 264,
    "mask_h": 264
}]
</instances>
